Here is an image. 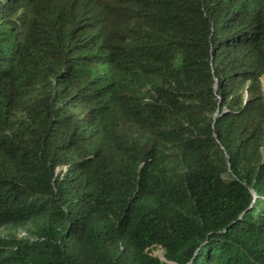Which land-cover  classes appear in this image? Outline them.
Returning <instances> with one entry per match:
<instances>
[{
	"label": "trees",
	"instance_id": "1",
	"mask_svg": "<svg viewBox=\"0 0 264 264\" xmlns=\"http://www.w3.org/2000/svg\"><path fill=\"white\" fill-rule=\"evenodd\" d=\"M10 229L0 264H264V0H0Z\"/></svg>",
	"mask_w": 264,
	"mask_h": 264
},
{
	"label": "rangeland",
	"instance_id": "2",
	"mask_svg": "<svg viewBox=\"0 0 264 264\" xmlns=\"http://www.w3.org/2000/svg\"><path fill=\"white\" fill-rule=\"evenodd\" d=\"M10 234H15L17 236H23L24 235V230H22V229H20V230L10 229V231L9 230H5V231H2L0 233V235H10ZM152 253L155 256H157L160 260L165 261V253L162 251V249L157 248V249L153 250Z\"/></svg>",
	"mask_w": 264,
	"mask_h": 264
}]
</instances>
